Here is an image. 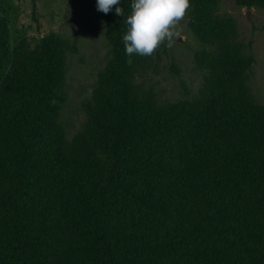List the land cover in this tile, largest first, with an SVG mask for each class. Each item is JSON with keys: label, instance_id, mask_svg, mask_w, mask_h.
<instances>
[{"label": "trees", "instance_id": "obj_1", "mask_svg": "<svg viewBox=\"0 0 264 264\" xmlns=\"http://www.w3.org/2000/svg\"><path fill=\"white\" fill-rule=\"evenodd\" d=\"M190 3L187 26L208 45L192 52L197 91L160 102L136 84L149 57L126 62L121 0L125 17L101 12L108 56L69 138L58 110L74 45L54 30L11 36L0 7V264H264V103L248 86L250 40L216 0Z\"/></svg>", "mask_w": 264, "mask_h": 264}, {"label": "rangeland", "instance_id": "obj_2", "mask_svg": "<svg viewBox=\"0 0 264 264\" xmlns=\"http://www.w3.org/2000/svg\"><path fill=\"white\" fill-rule=\"evenodd\" d=\"M31 2L35 20L30 15ZM0 7L4 8L0 12L6 18L11 36L23 34L32 39L54 30L74 45V49L64 51L65 100L58 110L63 135L69 138L83 126L86 116L81 102L88 96L95 73L108 56L104 20L96 9V0H0ZM215 12L233 17L235 37L250 40L249 51L254 59L248 86L255 99L264 103V6L216 0ZM187 18L188 14L178 26L179 36L166 41L164 50L157 49L149 56L148 66L134 75L136 84L150 87L160 102L194 94L202 80L203 69L195 63L192 52L208 45L190 32Z\"/></svg>", "mask_w": 264, "mask_h": 264}, {"label": "clouds", "instance_id": "obj_3", "mask_svg": "<svg viewBox=\"0 0 264 264\" xmlns=\"http://www.w3.org/2000/svg\"><path fill=\"white\" fill-rule=\"evenodd\" d=\"M121 0H96V9L108 14L115 13L125 17ZM191 7L190 0H131V12L125 17L127 31L122 39L126 61L132 65V56L149 57L166 41L179 36L180 22Z\"/></svg>", "mask_w": 264, "mask_h": 264}, {"label": "water", "instance_id": "obj_4", "mask_svg": "<svg viewBox=\"0 0 264 264\" xmlns=\"http://www.w3.org/2000/svg\"><path fill=\"white\" fill-rule=\"evenodd\" d=\"M246 13H247V11H246ZM247 15V14H246Z\"/></svg>", "mask_w": 264, "mask_h": 264}]
</instances>
